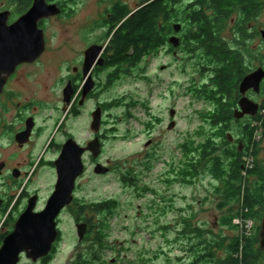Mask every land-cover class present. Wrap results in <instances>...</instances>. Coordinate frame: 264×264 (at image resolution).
Returning a JSON list of instances; mask_svg holds the SVG:
<instances>
[{
  "label": "rangeland",
  "instance_id": "374dc122",
  "mask_svg": "<svg viewBox=\"0 0 264 264\" xmlns=\"http://www.w3.org/2000/svg\"><path fill=\"white\" fill-rule=\"evenodd\" d=\"M55 1L62 3L66 11L44 23L47 49L58 52L47 62L53 64L54 70L47 72L40 68L34 76L55 79L45 94V98H50L49 106L40 113L44 120L52 114L58 117L50 130L51 138L68 112L62 109L65 104L62 83L67 64L82 59L86 44L82 33L86 28L90 41L98 38L107 42L106 35L111 28L103 27L101 21L113 0ZM138 6L137 1L131 2L132 9ZM236 18L237 14L222 35L234 47L251 52L246 65L253 72L264 67V10L251 22L248 39L237 36ZM75 34L80 39L75 37L72 53L60 54L67 36ZM129 51L135 52L134 47ZM110 53L106 56L117 61L118 57L113 58ZM257 54L261 56L257 58ZM207 63L201 51H183L176 56L164 50L152 58L142 57L134 66H122L125 71L112 80L111 69L97 70L98 87L83 109H74L71 130L83 142L94 139L99 133L91 128L92 113L103 105L100 133L105 141L100 158L110 167V172L96 174L93 156H86L87 171L78 180L76 200L61 215L64 241L55 259L48 264H194L210 241L220 243L212 249L219 256H225L231 240L259 233L264 216L261 218L258 208L256 213L245 216L249 208L243 206V194L236 191L235 182L220 178L221 168L216 170L213 158L223 159L222 166L227 169L233 155L239 152L240 141L244 145L240 152L247 151L249 130L264 120V92L258 97L262 102L258 116L232 119L223 126L214 124L211 115L218 104L205 88V85L213 86V72L201 66ZM171 109H176L175 117H171ZM172 119L177 126L169 129ZM229 133L238 140L230 141ZM253 136L259 142L258 152L256 156L252 150L246 152L245 164L251 161L254 167L256 158V163L264 167V132L254 130ZM209 138L213 140V147L209 148V154L202 156V145ZM135 170L139 172L137 185L128 186L122 176ZM241 175L245 189L250 174L242 170ZM39 186L44 199L54 191L55 180L49 171L42 174ZM109 199L117 201L113 210L99 214L85 212L88 218L95 217L94 222L98 224L91 237L80 241L77 231L80 204ZM236 211H241L239 216L226 224ZM250 224L252 228L246 236ZM98 227H105L102 242L96 237ZM260 264H264V256Z\"/></svg>",
  "mask_w": 264,
  "mask_h": 264
},
{
  "label": "flooded vegetation",
  "instance_id": "af4514ba",
  "mask_svg": "<svg viewBox=\"0 0 264 264\" xmlns=\"http://www.w3.org/2000/svg\"><path fill=\"white\" fill-rule=\"evenodd\" d=\"M24 1L28 0H0V13L7 11L10 12L8 21L9 24L17 21L28 9L31 8L34 2V0H29L31 2L27 6L28 8L24 9ZM136 1L139 3V6L132 9L131 2L136 3ZM155 1H160L164 5V11L160 16H158V23L156 26L157 33L159 32L161 34H159V40H155L154 38L149 39L145 57L152 58L155 56V54L164 50L173 53L176 56H179L180 52L183 51H188L191 53L201 51L208 62V65L201 64V66H203V68L206 67L210 72H213V78L217 63L216 59L212 56H207L206 51L203 48L201 42L198 41L197 36L196 39L193 38L188 40L189 37L192 38V35L194 36L195 32H197V29L195 28H197L198 25L196 22L193 24L190 23V19L192 18L193 14L192 11L199 9L200 2H202V0H113L110 7L107 9V15L101 21L103 27L111 28V31H108L106 35L107 42L105 43L98 38L94 41H90L87 34L88 28H86L87 31L85 30L82 33L86 41L85 47L83 49L82 59L78 63L71 62L67 64V73L62 83L65 102L62 109H68V112L63 123L60 125L58 131L52 136V138L50 135V130L58 122V117H55L54 114H52L49 118L44 120L42 119V115L40 113L49 106L48 103L50 98H45V94L51 88V86L54 85L55 79L49 78L47 76L40 78L34 76L38 74L40 68L47 72L54 70V67L51 66L53 64L47 62L51 56L57 55L58 52L55 54L54 51H49L47 49L46 42L45 51L36 60L32 62L19 63L9 74H2L5 80L0 90V249L3 247L6 238L14 232L18 220L27 210L30 201L33 198L36 199L33 212H40L45 208L47 200L53 191L47 196V198L44 199L41 194L39 181L42 174L47 170L52 175L56 185V160L62 151L65 141L70 138H74L79 142L80 145H88V141L83 142V140H80L78 136L72 132V113L74 109L77 111L83 109L89 98L95 93L98 87V79L96 77L97 70L103 68L109 70L111 69L112 72L109 76L110 80L120 75V71L122 70L119 68L121 57L119 52L114 49V39L117 35V32L121 28L122 24L128 18L132 17L138 11V9H141L144 6L148 8V5ZM260 1L264 4V0ZM47 2L50 4H58L62 11L58 15L50 16L40 20L39 27L44 30V33L46 32L44 23L50 20L52 17L62 16L66 11L65 6H63V4L60 2H56L55 0H47ZM119 9L120 11L124 10V12L128 11L122 20H118V16L120 15ZM188 19L190 21H188ZM178 23L182 25V28L177 32L175 25ZM250 26L251 25L249 24L247 32L245 33L246 35L248 34ZM173 36L180 38V45L178 47L174 46L170 41ZM75 37H79V35L75 34V36H67L66 46L65 48L61 49V52H59L60 54H66L67 56L72 53L75 48L73 47L75 43L74 40L76 39ZM248 38L249 37H247V39ZM62 40H60V42H62ZM79 46L80 43L77 47ZM94 46H102L103 49L95 59L91 70L86 72L85 64L86 60L88 59V51ZM110 51H112V53H110ZM107 52H109L113 58L118 57V60L113 61L108 58L106 56ZM133 53H131V51L126 52V54L129 55H126L124 59L131 58ZM258 56H261V54H257V58ZM101 59L104 60L103 64H100ZM41 60L42 62H40ZM251 71L247 74L251 73ZM90 75L95 81V87L87 94L86 97H84V91L86 89ZM263 84L264 80L261 82L259 91H256L255 88H251L245 94L241 93L239 85L238 91L234 98L236 103L232 108L234 119H236L235 112L237 110H241L240 99L243 96H247L249 99L258 104V111L254 116L245 115L242 118H250L259 115L262 102L258 100V97L264 92ZM67 87H69L72 91L70 102L65 101V89ZM98 107H103V105ZM50 120H53L52 123ZM173 120L175 119H172V121ZM100 132L99 134L97 133V136L101 138L104 146L105 139L103 133ZM234 139L235 141L238 140L236 137H233V139L230 141H233ZM243 148L244 145L242 141H240L238 148L239 151H242ZM88 154L90 153L86 152L84 154L85 164V159ZM100 156L98 158L93 157V164L96 165L98 163H102ZM86 171L87 165L85 173ZM82 176L77 179L76 188L78 180ZM53 190H55V188ZM75 200L76 197L74 198L73 203ZM83 205L84 204H80V207ZM66 208H68V206ZM65 209H63L57 219L59 236L52 244L49 252L39 258L37 261H34L28 256L26 251H22L20 253L18 264H23L26 261L33 264H48L55 259L57 252L64 241L61 229V215ZM80 222H86L88 224V221L84 219V217L78 216L77 224Z\"/></svg>",
  "mask_w": 264,
  "mask_h": 264
},
{
  "label": "trees",
  "instance_id": "16d2710c",
  "mask_svg": "<svg viewBox=\"0 0 264 264\" xmlns=\"http://www.w3.org/2000/svg\"><path fill=\"white\" fill-rule=\"evenodd\" d=\"M15 1V0H11ZM31 1H24V9L28 8V4ZM264 10V4L260 0H202L200 2L199 9L192 11V18L188 21L190 23L196 22L198 25L197 32L189 39H196L201 42L203 48L206 51L207 56H212L216 59L215 75L211 78L213 86L205 85L209 95L217 102L218 108L211 115V119L214 124L218 126L227 125L232 119L233 106L236 101L235 95L238 91L240 82L243 80L248 71H251L247 66L246 57L251 55V52L244 51L242 47H234L225 38L222 37L223 31L228 27L235 14L238 18L235 20V30L238 32L237 36L241 39L248 37L247 32L248 25L255 20L260 12ZM164 11V5L160 1H155L148 5V8L144 6L130 18H128L118 30L114 39V49L120 54V68L121 71H125L123 67L125 64H136L137 60L146 56V48L150 38L155 40L160 39L161 33H157L156 26L158 23V16ZM128 12V11H126ZM124 10L119 9V18L122 20L126 16ZM193 30V29H192ZM249 36H252L249 34ZM241 43V41H239ZM134 47V54L131 58L124 59L126 54L130 50V47ZM123 66V67H122ZM120 71V72H121ZM264 88V84H263ZM259 126H253L252 130L248 133V145L247 153L252 150V153L257 154L258 144L253 136L254 130L264 132V120ZM248 128V127H247ZM229 139V138H228ZM213 140L206 139V142L202 145V156L209 154V148ZM246 152H237L233 155L229 168H224L222 163H225L219 156L213 158L214 166L216 170L221 168L218 172L220 178H227V182H235L236 191L239 190V194L242 195V201L244 208H249V216L251 213H256L257 210L261 216H264V167L260 166L257 159L254 160V167L248 169L247 173L250 174L248 179V185L243 189V179L241 172L246 168L244 156ZM139 172L136 170L127 173L124 172L122 179L128 186H136ZM251 178H255L254 181H249ZM242 190V191H241ZM236 193V192H235ZM240 200V199H239ZM117 207V201L114 199L105 200L104 202H93L84 204L78 210V216L84 217L88 221L89 229L85 236V239L91 237L94 229L97 227V222H94L95 217L88 218L85 212H93L99 214L107 210H113ZM241 211H236L233 216L225 221L226 224H231L235 216H239ZM100 223V222H99ZM102 227V226H101ZM100 227V228H101ZM99 229V227H98ZM97 229V230H98ZM260 226L258 227V230ZM106 235L105 227L97 231L96 237L99 242H102ZM246 238V239H245ZM236 237L227 245L225 256H219L217 250L212 249V246H220V243L208 242L205 252H201L196 257L194 264H260L264 256V250H261L259 246L258 231L252 233L250 237ZM243 239V240H242ZM86 262V261H84Z\"/></svg>",
  "mask_w": 264,
  "mask_h": 264
},
{
  "label": "water",
  "instance_id": "95a60500",
  "mask_svg": "<svg viewBox=\"0 0 264 264\" xmlns=\"http://www.w3.org/2000/svg\"><path fill=\"white\" fill-rule=\"evenodd\" d=\"M58 4H50L47 0H34L33 5L17 21L9 24L10 12L0 13V90L4 83L3 73L9 74L15 67L22 62H32L36 60L46 49V38L39 22L43 18L58 15L61 13ZM181 24H176V31H180ZM264 36V31L262 32ZM171 43L178 47L180 38L173 36ZM102 46H94L88 51L86 60V72H89L95 59L102 51ZM104 60H100L103 64ZM264 80V68L247 74L240 84V91L245 94L251 88L260 90L261 82ZM95 87V81L90 75L84 97L87 96ZM72 91L69 87L65 89V101L70 102ZM241 110L235 112L236 118H242L245 115H256L258 104L243 96L240 99ZM171 117L176 116V109H171ZM93 121L91 128L94 133H99L103 122V109L98 107L93 112ZM176 120L169 124V129L176 127ZM230 140L232 134H228ZM103 142L99 136L89 141L87 146H82L74 139H68L62 148V151L56 160L57 182L55 190L48 198L45 208L40 212H33L36 199L33 198L24 214L16 224V228L5 240L0 249V264H18L20 253L26 251L28 256L37 261L46 255L52 247V244L59 236L58 217L63 209L71 205L74 201V191L77 179L85 173L86 164L84 154L89 152L94 158H98L103 152ZM94 172L99 175H105L110 172V167L103 163L96 164ZM88 224L80 222L77 224L79 240L82 241L87 232ZM261 250H264V217L258 233Z\"/></svg>",
  "mask_w": 264,
  "mask_h": 264
},
{
  "label": "built area",
  "instance_id": "2783aa9c",
  "mask_svg": "<svg viewBox=\"0 0 264 264\" xmlns=\"http://www.w3.org/2000/svg\"><path fill=\"white\" fill-rule=\"evenodd\" d=\"M259 138H260V136H259ZM245 166H246V168H245L244 170H245L246 173H247L248 169H250V167H251V168L253 167V163H251V161H249L248 164L245 165ZM247 228H248V229H247V235H246V236H248V235L250 234V231H251L252 225H251V224L248 225Z\"/></svg>",
  "mask_w": 264,
  "mask_h": 264
}]
</instances>
